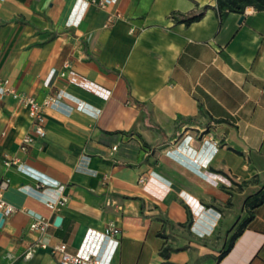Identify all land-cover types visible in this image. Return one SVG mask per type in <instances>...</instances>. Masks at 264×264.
<instances>
[{
  "label": "crops",
  "instance_id": "0c3cea01",
  "mask_svg": "<svg viewBox=\"0 0 264 264\" xmlns=\"http://www.w3.org/2000/svg\"><path fill=\"white\" fill-rule=\"evenodd\" d=\"M89 1L0 0V78L40 101L66 95L23 151L32 120L0 94V181L16 208L0 264H61L34 248L40 215L49 244L108 264H264V203L249 221L245 204L264 188V6L221 19L216 0ZM111 11L123 16L106 26ZM179 116L192 121L176 128Z\"/></svg>",
  "mask_w": 264,
  "mask_h": 264
},
{
  "label": "built area",
  "instance_id": "2783aa9c",
  "mask_svg": "<svg viewBox=\"0 0 264 264\" xmlns=\"http://www.w3.org/2000/svg\"><path fill=\"white\" fill-rule=\"evenodd\" d=\"M115 0H90L89 3L96 5L99 8L107 9ZM123 15L119 11H111L108 16V22L106 26L110 25L117 19L121 18ZM68 65V64H67ZM55 70L51 72L53 75ZM65 71L61 72V75H65ZM51 75V76H52ZM9 83L8 79L0 78V94H10L12 95L19 103L20 106L27 109L28 114L33 123V129L31 132L25 134L20 142V149L25 151L28 146L31 145L36 138H43L47 134L46 122L47 117L45 114L46 107L60 108L64 103L63 98L66 97L65 93L59 91L55 95L47 96L43 101L38 100L36 97L27 95L25 93L17 91L15 88H8ZM69 113L74 109V107L68 105ZM8 166H11L13 163L17 164V168H21V163H18L16 159L7 160L5 162ZM153 177L142 175L139 178L141 184H146L150 182ZM11 179L6 177L0 181V214L6 219L10 216L15 210V206L12 205L9 201L4 198L5 190L10 186ZM66 198L58 201L60 204L66 202ZM57 203V204H58ZM52 225V220L46 216H34L30 222V229L39 234L37 241L34 244V248L42 247L49 249L53 256L61 264H108V261L101 257L98 254H82L71 252L68 248L67 242H59L55 244H49L44 240L43 235L47 232L48 228ZM121 233L120 227L115 221H110L104 231L103 235L110 241L114 243V249L119 244V239L117 238Z\"/></svg>",
  "mask_w": 264,
  "mask_h": 264
},
{
  "label": "trees",
  "instance_id": "16d2710c",
  "mask_svg": "<svg viewBox=\"0 0 264 264\" xmlns=\"http://www.w3.org/2000/svg\"><path fill=\"white\" fill-rule=\"evenodd\" d=\"M246 4H258L260 6H264V0H216V5L214 7L217 9L219 12V15L221 19L228 13V10H235V11H240L243 10L244 6ZM205 14V8L199 9L196 12L190 13V14H182L180 12H172L171 17L173 18L174 21L176 22H184L186 24H190L196 20H199L202 18ZM201 111L203 110V107L200 106ZM192 119H184L182 116L177 117L176 119V128L178 126L183 125L185 122H191ZM139 136H141L139 134ZM145 145H148L146 141H143ZM264 203V188L261 189L259 192L250 195L246 201L245 204L250 207L251 209V214L248 217L247 221L251 220L253 217V210L259 206H261ZM244 225L243 223L241 227L238 229V231L235 232L233 236V240L240 236L242 231L244 230ZM226 252V251H225ZM224 254V252L221 254V256ZM220 256V257H221Z\"/></svg>",
  "mask_w": 264,
  "mask_h": 264
},
{
  "label": "water",
  "instance_id": "95a60500",
  "mask_svg": "<svg viewBox=\"0 0 264 264\" xmlns=\"http://www.w3.org/2000/svg\"><path fill=\"white\" fill-rule=\"evenodd\" d=\"M243 18H244V15H242L240 21H242ZM4 221H5V218L2 217V215L0 214V226L3 225ZM60 222H61V217H58V218L56 219V224H60Z\"/></svg>",
  "mask_w": 264,
  "mask_h": 264
}]
</instances>
